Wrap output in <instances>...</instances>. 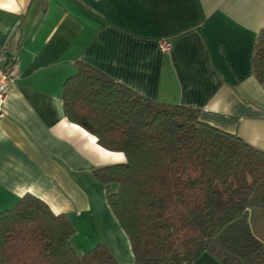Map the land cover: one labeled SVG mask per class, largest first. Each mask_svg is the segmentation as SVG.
Instances as JSON below:
<instances>
[{
    "label": "crops",
    "instance_id": "0c3cea01",
    "mask_svg": "<svg viewBox=\"0 0 264 264\" xmlns=\"http://www.w3.org/2000/svg\"><path fill=\"white\" fill-rule=\"evenodd\" d=\"M262 29L264 0H0V47L16 73L0 120V212L31 194L71 224L87 214L116 263L133 264L93 177L125 157L68 121L66 80L85 63L264 150V89L252 69ZM194 264L221 263L204 253Z\"/></svg>",
    "mask_w": 264,
    "mask_h": 264
},
{
    "label": "trees",
    "instance_id": "16d2710c",
    "mask_svg": "<svg viewBox=\"0 0 264 264\" xmlns=\"http://www.w3.org/2000/svg\"><path fill=\"white\" fill-rule=\"evenodd\" d=\"M253 74L264 89V29ZM69 122L125 162L93 177L128 237L133 264H264V240L250 216L264 218V150L200 120L197 109L143 97L78 62L64 84ZM64 214L23 196L0 212V264H117L105 247L80 256Z\"/></svg>",
    "mask_w": 264,
    "mask_h": 264
},
{
    "label": "rangeland",
    "instance_id": "374dc122",
    "mask_svg": "<svg viewBox=\"0 0 264 264\" xmlns=\"http://www.w3.org/2000/svg\"><path fill=\"white\" fill-rule=\"evenodd\" d=\"M75 231V235L71 241L74 250L81 256H86L99 246L102 247V236L94 221V219L84 214L80 219H70ZM250 225L254 234L264 240V218L259 212H254L250 216Z\"/></svg>",
    "mask_w": 264,
    "mask_h": 264
},
{
    "label": "built area",
    "instance_id": "2783aa9c",
    "mask_svg": "<svg viewBox=\"0 0 264 264\" xmlns=\"http://www.w3.org/2000/svg\"><path fill=\"white\" fill-rule=\"evenodd\" d=\"M162 50L169 51L172 48L171 42H163ZM13 58L8 59L6 56V49L5 47H0V120L6 118L7 113L4 110V99L6 96V92L8 86L15 78V69L13 65Z\"/></svg>",
    "mask_w": 264,
    "mask_h": 264
}]
</instances>
